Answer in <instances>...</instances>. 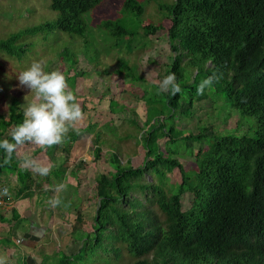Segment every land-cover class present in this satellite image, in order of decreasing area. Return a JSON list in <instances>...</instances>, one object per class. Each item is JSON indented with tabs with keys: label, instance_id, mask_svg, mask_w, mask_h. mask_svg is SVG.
Returning <instances> with one entry per match:
<instances>
[{
	"label": "trees",
	"instance_id": "obj_1",
	"mask_svg": "<svg viewBox=\"0 0 264 264\" xmlns=\"http://www.w3.org/2000/svg\"><path fill=\"white\" fill-rule=\"evenodd\" d=\"M150 1L163 13L168 26L163 18L157 23L139 24L135 31L121 18L105 22L104 26L117 44L123 42L125 35L138 33L141 26L147 35L165 32L174 55L165 71L176 74L181 90L175 94L163 91L160 84L141 79L135 69L122 62L127 80L141 84L145 81L147 117L140 128V140H145L146 148L144 161L134 167L129 160L122 162L119 152L110 150L107 162L111 170L96 176L93 207L82 209L80 204L74 208L71 234L81 245L75 253L59 255L57 264L82 263L89 255L93 262L102 257L103 264H115L124 255L129 264H264V0ZM101 2L50 0L57 17L0 39V51L20 58L27 49L19 41L39 32L61 31L85 39L88 25L84 14ZM122 9L124 14L139 19L145 6L139 0H123ZM65 52L66 49L64 58L69 67L60 70L73 88L77 82L76 61L70 52ZM185 59L194 72L197 70L193 81L186 83L182 66ZM214 72L220 74L214 82L216 94L224 95L229 106L247 120L252 132L211 133L207 148L195 154L198 166L195 185L189 186L183 180L175 189L166 183V176L178 168L185 177L184 165L173 156L180 150L164 154L159 140L168 136V142H186V151L192 153L194 141L202 139L207 127L197 134H187L167 118L154 116L165 111L170 119L176 114L184 115L185 111L193 114L195 103L206 99L203 93L192 92L198 75L209 76ZM151 84L157 88L155 102H148ZM183 87L191 91H182ZM114 93L104 94L111 111L125 113L126 106L113 97ZM23 119V107L17 99L12 100L8 115L0 114V139H11V131ZM131 121L137 123L135 119ZM95 126L90 123L85 128L94 132L97 160L101 158L100 142L104 138L101 130L94 131ZM79 138V132L71 127L61 143L36 150H45L53 165L47 176L24 165L19 148L11 154L0 149V185L5 183L3 173H14L15 182L6 179V183L18 197L43 193L48 198L53 195L55 178L63 179L67 170V174L74 175L76 165L81 164L74 163L69 169L65 166ZM147 173L152 179L143 178ZM186 191L193 194L187 210L182 207ZM3 197L6 198L5 192ZM89 221L91 230L85 228Z\"/></svg>",
	"mask_w": 264,
	"mask_h": 264
},
{
	"label": "rangeland",
	"instance_id": "obj_2",
	"mask_svg": "<svg viewBox=\"0 0 264 264\" xmlns=\"http://www.w3.org/2000/svg\"><path fill=\"white\" fill-rule=\"evenodd\" d=\"M139 1L145 6V11L138 19L133 15H126L121 12L123 10V0H102L99 6L84 14L88 25L85 39L61 31L56 33L39 32L27 35L19 41L27 49L20 58L0 51V114L5 116L8 115V108L12 100L17 99L21 107L24 108L25 103L35 98V93L30 92L27 86L20 85L17 79V74L30 65L34 59L42 60L45 70H60L69 67L68 61L64 58L65 49L75 59L74 71H77V82L73 88L68 84V90L71 91L72 89L74 91L73 93L82 107L84 116L83 119L71 125L79 132L80 138L69 153L70 159L66 165L70 168L72 167L70 165L78 161L81 162V164L76 165V170L80 172L81 176V194L88 197H82L83 201L80 202L82 208L90 205L95 200L93 196L97 174L111 170L107 162L110 150L114 149L119 152L124 163L129 160L134 167L142 165L146 148L145 140H140L142 134L140 128L146 120L148 107L144 100L143 87L145 81L160 84L163 77L167 75L165 65L171 63L174 58L165 32L147 35L144 34L141 26L138 33L125 35L121 44H117V40L109 35L104 23L118 18H121V22L134 29V31L139 24L157 23L162 18L164 25H169L168 20L165 16H162L163 13L159 12L153 1ZM163 1L169 2L171 0ZM56 17L57 12L51 9L50 0H0V39H5L14 31L44 23ZM85 41L88 42L87 46L84 45ZM186 60H183L182 64L185 83L193 81L197 71L194 72V68L185 63ZM122 62L131 66L132 70L135 69L138 76L145 80L144 83L141 84L138 81L133 83L127 80L126 68H123ZM120 69L121 71L118 72ZM205 77H207L205 73L198 75L195 86L192 87L194 94H202L197 92V86ZM153 84L148 85L150 90L148 102L157 101V88L153 87ZM188 89V87H183L182 91ZM215 89L214 83L205 88L203 94L206 99L195 103L192 108L193 114L185 111L184 115L176 114L175 118L170 119L168 111H165L161 116L159 114L154 116L155 119L167 118L168 122H174L177 128L184 130L187 134H197L207 127L202 139L194 141L192 153L186 151V142H168V136L159 140L160 151L164 154H167L169 150H180L173 156L184 165L185 177H182L178 168L168 172L166 176V183L172 185L175 189L179 187L183 180L189 186L195 185L198 174L195 154L199 149L207 148V143L212 139L211 133L225 131L252 132L247 120L241 118L229 106L230 104L226 102L223 94L217 95ZM189 90L191 91V89ZM111 92H115L113 97L120 104L126 106L125 113L122 111L113 113L111 111L110 101L104 96V94ZM184 95L182 93V96ZM158 109L156 108V111ZM131 119H135L137 123L134 124ZM90 123L96 124L94 131L101 130L104 138V141L100 142L102 147L101 158L97 160L94 158L93 150L94 132H88L85 128ZM37 146L39 145L33 142L20 145L18 153L23 157L25 153H31V149ZM47 158L49 160V157ZM67 177L73 181L74 176L72 174H68ZM60 178H56L53 192L55 191V185L61 181ZM143 178L152 179V176L147 173ZM5 185L1 184L0 188H4L6 197L9 191L7 183ZM68 189L69 187L63 191L65 193L70 192ZM55 195L53 193L51 197ZM68 196L67 193L62 196L63 198L61 197V205L56 207L49 205L50 212L48 215L52 219L50 224L54 223L57 226L61 224L62 227L60 231L57 228L56 231L50 232L52 241L49 250L51 255H45L46 252L44 251L41 252L42 257L47 256L46 258H49V260L44 261V264H57L59 255L75 253L81 245V242L75 240L69 231L66 232L72 227V222L75 219V211L73 210L78 207V202L67 199ZM192 200L193 194L190 191L183 193V209H189ZM71 204L73 205L70 206ZM41 218L48 220L44 215ZM85 227L91 230L92 221L87 222ZM109 255L112 256L113 253L111 252ZM78 264L103 263L102 257L100 260L97 259L93 262L89 255L82 263ZM115 264H129V259L124 255L122 259L116 260Z\"/></svg>",
	"mask_w": 264,
	"mask_h": 264
},
{
	"label": "clouds",
	"instance_id": "obj_3",
	"mask_svg": "<svg viewBox=\"0 0 264 264\" xmlns=\"http://www.w3.org/2000/svg\"><path fill=\"white\" fill-rule=\"evenodd\" d=\"M219 78L220 74L216 72L203 78L197 86V92L203 93L207 86ZM17 79L20 85L27 86L30 92L35 93V98L24 104V119L11 131V139H0V149L11 154L18 146L29 141L42 146L61 143L69 131V126L84 116L76 96L68 90L65 74L59 69L45 70L43 61L34 59L17 74ZM160 89L171 91L172 94L181 90L174 72L163 77ZM22 163L42 176H47L51 171L49 165L38 162L30 153L24 154ZM66 188L67 184L64 182L55 185L57 195L49 198L50 206L62 204L59 193ZM7 259L6 256L0 255V264H7Z\"/></svg>",
	"mask_w": 264,
	"mask_h": 264
},
{
	"label": "crops",
	"instance_id": "obj_4",
	"mask_svg": "<svg viewBox=\"0 0 264 264\" xmlns=\"http://www.w3.org/2000/svg\"><path fill=\"white\" fill-rule=\"evenodd\" d=\"M40 147H42V145L31 149L30 154H32L38 162L49 165L50 168H52L53 165L51 161L48 160L46 151H36ZM77 163L81 162L78 161ZM65 166L67 167L68 165L65 164ZM67 168L69 169V166ZM67 173L68 170L66 171V176L60 181L69 185L67 188L69 187L68 190H70V192H67L69 196L66 198L76 200L78 205H80V202L83 201L82 197L88 198L85 195L82 196L81 183L78 184L77 182H81L80 172L76 171L73 175V181L67 177ZM2 177L5 181L3 185L6 184V179H8L10 183H14L16 179L14 173H3ZM54 183H56V178ZM8 191V195H6L5 198L6 204L0 206V255H4L8 258L7 264H44V261L49 260V258H46L47 256L42 257L41 252L44 251L46 252L45 255H51L49 250L52 241L50 232L56 231L57 228L59 229L58 231H60L62 227L61 224L58 226L54 223L50 224L52 219L48 215L50 212L48 200L51 196L46 198L42 193L41 195L35 194L32 197L22 198L18 197L15 191H10L9 189ZM53 193L57 195L56 191ZM67 193L62 191L59 193V196ZM92 203L83 208L89 210V208L93 207ZM70 206H72V204ZM42 215L48 220L42 219ZM59 216L62 217L61 215ZM71 229L72 227L66 230V232L69 231L71 233Z\"/></svg>",
	"mask_w": 264,
	"mask_h": 264
},
{
	"label": "built area",
	"instance_id": "obj_5",
	"mask_svg": "<svg viewBox=\"0 0 264 264\" xmlns=\"http://www.w3.org/2000/svg\"><path fill=\"white\" fill-rule=\"evenodd\" d=\"M3 193L4 188H0V206H4L6 204V199L3 197Z\"/></svg>",
	"mask_w": 264,
	"mask_h": 264
}]
</instances>
